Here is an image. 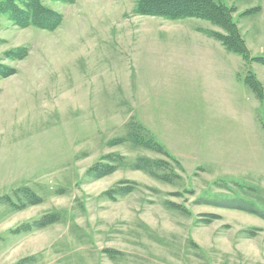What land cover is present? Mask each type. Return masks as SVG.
<instances>
[{
    "label": "rangeland",
    "instance_id": "374dc122",
    "mask_svg": "<svg viewBox=\"0 0 264 264\" xmlns=\"http://www.w3.org/2000/svg\"><path fill=\"white\" fill-rule=\"evenodd\" d=\"M137 1L45 0L64 15L55 31L0 16V61L17 67L0 79V264H264V217L225 204L264 211V102L244 81L251 69L264 88V64L199 32L220 30L208 21L135 15ZM227 2L264 55V0ZM21 46L25 59L5 57ZM133 124L171 155L116 144ZM98 161L117 169L91 178ZM25 188L42 201L19 207Z\"/></svg>",
    "mask_w": 264,
    "mask_h": 264
},
{
    "label": "trees",
    "instance_id": "16d2710c",
    "mask_svg": "<svg viewBox=\"0 0 264 264\" xmlns=\"http://www.w3.org/2000/svg\"><path fill=\"white\" fill-rule=\"evenodd\" d=\"M67 4H74L77 0H53ZM236 7L229 4L227 0H138L134 8L135 15L157 16L168 20H184V19H201L208 21L220 30L215 29H199L209 37H212L222 43V45L230 52L240 55L246 63L252 61L264 64V55H252L242 34L240 25L235 17ZM0 16L7 17L13 24L20 28L36 27L47 31L57 30L64 21V15L59 10H55L45 3V0H0ZM29 48L21 46L6 51L5 57L11 61H21L29 54ZM2 59V58H1ZM17 73V67L4 64L0 61V79L9 77ZM247 86L256 94L260 101L264 102V88L261 81L255 73L250 69L244 76ZM117 140V139H116ZM116 144L123 142H131L139 146L146 147L155 152L169 155V151L160 143L154 135L142 130V125L130 126L128 133L118 138ZM171 155V154H170ZM169 155V156H170ZM134 169L142 170L152 177H158L164 181H168L166 173H162L165 169L160 160L148 157H139L132 164ZM117 167L113 164L95 162L90 166L87 175L91 178H102L113 173ZM171 182V181H170ZM135 183L126 185H115L106 194L112 198L124 197L135 189ZM24 195L28 202H23L19 207H26L32 204H38L42 198L33 190L25 188ZM7 196V195H6ZM3 197V196H2ZM11 200L10 197H5ZM12 204H17L11 200ZM226 205L233 208L248 210L249 212L259 213L264 217V211L258 210L254 205H245L238 199H228ZM60 216L56 212L46 213L41 217L23 223L17 227V232L29 233L31 231L42 229L50 224L57 222ZM209 220V219H208Z\"/></svg>",
    "mask_w": 264,
    "mask_h": 264
}]
</instances>
